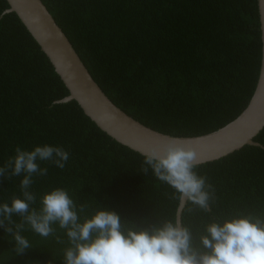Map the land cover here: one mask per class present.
<instances>
[{"label": "trees", "instance_id": "obj_1", "mask_svg": "<svg viewBox=\"0 0 264 264\" xmlns=\"http://www.w3.org/2000/svg\"><path fill=\"white\" fill-rule=\"evenodd\" d=\"M106 97L127 116L163 135L210 134L248 106L259 77L261 30L257 0H40ZM0 0V167L17 147H61L63 169L40 161L37 197L66 189L81 219L116 212L126 227L177 222L180 199L152 173L145 156L113 140L75 101L40 46ZM246 145L198 165L211 185L210 210L186 201L181 226L194 237L203 225L237 212L264 215V128ZM25 174L0 177V204L22 198ZM83 206V212L80 207ZM15 223L20 222L16 215ZM12 226V225H9ZM44 238L27 225L31 247L15 250L0 227V264H64L66 232Z\"/></svg>", "mask_w": 264, "mask_h": 264}, {"label": "clouds", "instance_id": "obj_2", "mask_svg": "<svg viewBox=\"0 0 264 264\" xmlns=\"http://www.w3.org/2000/svg\"><path fill=\"white\" fill-rule=\"evenodd\" d=\"M69 156L61 147L37 146L32 151L17 147L15 156L0 167V177L25 174L20 182L22 198L0 204V227L11 235L15 250L31 247L21 235L27 225L47 238L55 232L53 224L65 230L69 246L63 250L64 264H264V215L235 213L203 225L194 237L186 226L163 220L141 228L126 227L120 216L109 210H96L82 219L66 189L57 188L39 198L31 192L33 175H47L37 160L51 161L63 169ZM196 153L178 138L151 149L142 169L149 168L162 183L174 190V198L186 200L207 213L212 199L211 185L197 174ZM83 206L79 211L83 212ZM20 218L19 223L12 219ZM12 225V226H9Z\"/></svg>", "mask_w": 264, "mask_h": 264}, {"label": "water", "instance_id": "obj_3", "mask_svg": "<svg viewBox=\"0 0 264 264\" xmlns=\"http://www.w3.org/2000/svg\"><path fill=\"white\" fill-rule=\"evenodd\" d=\"M46 55L69 95L96 126L116 142L143 155L172 138L151 130L117 108L94 82L70 42L40 0H6ZM261 30V65L254 94L244 111L221 129L198 137L178 138L196 153L199 165L223 158L246 145L264 128V0H257ZM186 200H180L177 223Z\"/></svg>", "mask_w": 264, "mask_h": 264}]
</instances>
